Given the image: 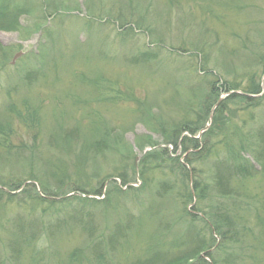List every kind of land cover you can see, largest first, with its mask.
<instances>
[{
    "label": "rangeland",
    "instance_id": "obj_1",
    "mask_svg": "<svg viewBox=\"0 0 264 264\" xmlns=\"http://www.w3.org/2000/svg\"><path fill=\"white\" fill-rule=\"evenodd\" d=\"M15 3L18 22L0 29V125L11 128L0 135V264H172L186 255V264H264L261 85L258 104H226L221 119L253 141L243 153L255 167L250 175L234 174L216 143L219 161H195L197 173L186 180L175 165L140 176L154 162L142 163L145 152L173 148L158 121L188 120L213 79L220 100L209 109L211 124L227 87L250 76L264 82V0ZM17 112L33 114L37 127ZM194 178L207 184V198H196ZM163 180L192 199L172 201ZM18 181L23 186L12 189ZM232 198L246 231L218 248L212 230L214 241L200 250L201 220H185V212L208 221L197 208Z\"/></svg>",
    "mask_w": 264,
    "mask_h": 264
},
{
    "label": "trees",
    "instance_id": "obj_2",
    "mask_svg": "<svg viewBox=\"0 0 264 264\" xmlns=\"http://www.w3.org/2000/svg\"><path fill=\"white\" fill-rule=\"evenodd\" d=\"M15 2H17V0H0V17L5 14L7 20V24H1L0 29H9L10 27L14 26L16 20L18 22V14L16 13V11H18V3L16 4ZM2 48L3 47L0 44V49ZM258 59L262 60V64L264 65V50L263 52H260ZM218 82V78L213 79V81L210 83L209 89L206 93H204V99L195 101V109L193 110L192 116L188 120L184 119L179 123L170 124H164L163 122L158 121L159 131L165 136V143L168 146H172L173 148L170 151L168 147L165 146L145 152V157L142 160V163L147 165V159H153L154 162L150 166L147 165V168L144 164L142 165L144 169L140 172L141 177H143L145 173H148L150 170L157 168L159 170L173 169L175 165L178 170H181V174L186 180L188 177H190L192 171L197 173L196 166L194 165L195 161L200 159L203 163L208 164L209 166L215 163L210 162L214 159V157L216 162L219 161L221 155L220 152L216 150V143L222 145L225 160L229 157L230 161L233 162L232 167L234 174L235 172H238L240 174L243 173L245 175H250L255 170L253 163L243 156V153L247 152L246 148H250V146L247 145V141L250 144L253 143V141L246 137V134L242 131L243 126L234 127L232 124L231 126L225 127L224 123L222 122V120L226 118V114L223 111V107L226 104L233 103L236 105V107L242 106L241 102L249 106L258 104L259 99H257L256 96H244L235 92L236 90H243L252 95L260 93V84L258 81L254 80L252 76H250L248 82L244 85H232V87H227L228 89H226V91L232 90V92L227 95V99L222 100L219 103L218 107L216 108V112L218 113L214 115L212 124L208 127V129L201 133L199 137H197L199 131L205 126L208 120L209 109L217 101L218 96L220 95L218 93L220 89ZM197 106L198 109H196ZM17 116L22 117L27 125H32L34 128L37 127V122L35 121V116L33 114L30 115L28 113L23 115L17 112ZM10 130L11 128L8 126L0 125V135H8ZM215 133L221 136L217 141L214 140V138H216L214 137ZM153 144L154 142L151 143V145ZM179 148L181 149V153L175 157L174 154ZM187 166L191 167V171L186 169ZM120 176L123 178L122 185L127 186L125 193H132L135 188L132 187L131 184H128L129 182L127 181L124 169L122 173H120ZM143 181L145 182V180ZM184 183L186 184L185 181ZM162 185L166 187L161 190V192L163 194L170 193L169 199L172 201L174 200V196L178 194H181V200L192 199V191L184 190L181 185L179 192H175L173 182L169 184L163 180ZM206 185V183L200 185L197 182V178H194L193 190L196 198L203 200L209 196L208 195L206 197V195L209 193V189H207ZM21 186H23L22 182L18 181L16 184L12 183L10 187L12 189H19ZM102 186L103 184L101 183L98 188H93V193L100 195ZM109 188L110 190L116 189L115 186H109ZM0 190H2L1 187ZM77 190L87 192V190L84 189ZM41 200L44 199L41 198ZM49 201L51 202V200ZM230 201L231 204H216L215 210L214 208L211 210L209 206H206L204 209H200V207L197 208L198 211H200V214L204 215L208 221L203 216H199L198 212V214L185 212V215L183 216L185 220H187V218H190L191 220L198 218L201 220L200 222L196 221L198 224L197 235L200 240L201 247H205L206 244H210L208 240L209 238H211L212 242L214 241V236L211 232L212 230H215L221 238V243L219 244L218 248L224 246V244L228 241L238 240V236H241V232L244 233L246 231V225L243 222V218L239 211L234 207V205H236L237 208H239L240 204L235 200V198H232ZM207 231L211 232L210 237L208 236ZM204 247H202L200 250L204 249ZM78 251L80 252L81 250L79 248L73 250L71 253V258L77 255L79 253ZM188 257L189 256L187 255L180 256L179 258H175V261L171 263L186 264L189 261Z\"/></svg>",
    "mask_w": 264,
    "mask_h": 264
},
{
    "label": "water",
    "instance_id": "obj_3",
    "mask_svg": "<svg viewBox=\"0 0 264 264\" xmlns=\"http://www.w3.org/2000/svg\"><path fill=\"white\" fill-rule=\"evenodd\" d=\"M260 85H261V90L263 91V90H264V82H263V80L261 81V84H260ZM236 92L239 93V94L245 95V96H251L250 94L245 93V92H242V91H239V90L236 91ZM261 93H262V92H261ZM261 93H260V94H261ZM260 94H258V95H260ZM258 95H256V96H258ZM219 100H220V99H219ZM219 100L216 102V104L219 102ZM216 104H215V105H216ZM215 105H214V106H215ZM211 118H212V110H211L210 115H209V119H210V120H211ZM207 127H208V125L205 126V128H207ZM190 179H191V178H190Z\"/></svg>",
    "mask_w": 264,
    "mask_h": 264
},
{
    "label": "bare ground",
    "instance_id": "obj_4",
    "mask_svg": "<svg viewBox=\"0 0 264 264\" xmlns=\"http://www.w3.org/2000/svg\"><path fill=\"white\" fill-rule=\"evenodd\" d=\"M215 77V76H214Z\"/></svg>",
    "mask_w": 264,
    "mask_h": 264
}]
</instances>
